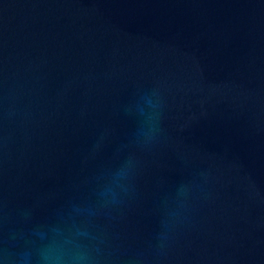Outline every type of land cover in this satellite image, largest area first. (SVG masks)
<instances>
[{
	"label": "water",
	"instance_id": "water-1",
	"mask_svg": "<svg viewBox=\"0 0 264 264\" xmlns=\"http://www.w3.org/2000/svg\"><path fill=\"white\" fill-rule=\"evenodd\" d=\"M0 264H264V0H0Z\"/></svg>",
	"mask_w": 264,
	"mask_h": 264
}]
</instances>
